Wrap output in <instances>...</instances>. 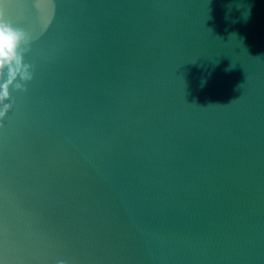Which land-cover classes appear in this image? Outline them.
Wrapping results in <instances>:
<instances>
[{
	"label": "water",
	"instance_id": "1",
	"mask_svg": "<svg viewBox=\"0 0 264 264\" xmlns=\"http://www.w3.org/2000/svg\"><path fill=\"white\" fill-rule=\"evenodd\" d=\"M0 11V264H264V0Z\"/></svg>",
	"mask_w": 264,
	"mask_h": 264
},
{
	"label": "clouds",
	"instance_id": "2",
	"mask_svg": "<svg viewBox=\"0 0 264 264\" xmlns=\"http://www.w3.org/2000/svg\"><path fill=\"white\" fill-rule=\"evenodd\" d=\"M22 43H27L26 33L23 29L13 26L5 18L4 11H0V73L7 69V78L0 84V100L8 97V85L16 78L17 74L23 80H30L31 74L27 71L30 67L23 63ZM17 87H22L17 84ZM9 106L5 105L4 111H0L2 117ZM63 264V261L58 262Z\"/></svg>",
	"mask_w": 264,
	"mask_h": 264
}]
</instances>
